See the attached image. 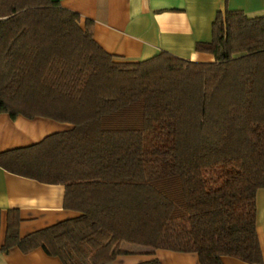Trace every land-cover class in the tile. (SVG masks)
Returning a JSON list of instances; mask_svg holds the SVG:
<instances>
[{
	"label": "trees",
	"instance_id": "trees-1",
	"mask_svg": "<svg viewBox=\"0 0 264 264\" xmlns=\"http://www.w3.org/2000/svg\"><path fill=\"white\" fill-rule=\"evenodd\" d=\"M81 20L55 0H0V113L72 125L0 153V166L63 185V207L78 213L20 237L11 210L0 252L110 264L165 249L263 264L264 15L218 11L195 47L211 62L119 58Z\"/></svg>",
	"mask_w": 264,
	"mask_h": 264
},
{
	"label": "crops",
	"instance_id": "crops-1",
	"mask_svg": "<svg viewBox=\"0 0 264 264\" xmlns=\"http://www.w3.org/2000/svg\"><path fill=\"white\" fill-rule=\"evenodd\" d=\"M62 7L92 22L95 41L106 52L126 60H145L160 51L181 58L211 62L214 57L195 49L212 38L218 11L242 10L247 16L264 15V0H55ZM72 125L54 120L0 113V153L26 147L45 136L67 131ZM64 186L46 184L11 173L0 166V247L4 244L8 213L19 216L18 234L23 237L78 215L63 207ZM256 231L264 264V188L256 191ZM156 258L161 264H200L194 252L156 249L151 254L117 256L110 264H137ZM223 264H248L222 256ZM0 264H62L41 247L22 253L18 247L0 252Z\"/></svg>",
	"mask_w": 264,
	"mask_h": 264
}]
</instances>
